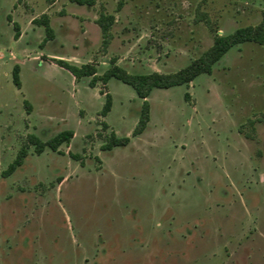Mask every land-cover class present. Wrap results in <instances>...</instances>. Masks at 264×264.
I'll list each match as a JSON object with an SVG mask.
<instances>
[{"label":"rangeland","instance_id":"rangeland-1","mask_svg":"<svg viewBox=\"0 0 264 264\" xmlns=\"http://www.w3.org/2000/svg\"><path fill=\"white\" fill-rule=\"evenodd\" d=\"M263 11L264 0H0V264H264V42L152 89L137 135L143 100L129 85L92 87L53 61L173 73ZM101 14L114 17L107 43ZM63 130L73 136L56 150L28 141ZM111 133L128 143L104 149Z\"/></svg>","mask_w":264,"mask_h":264},{"label":"trees","instance_id":"trees-1","mask_svg":"<svg viewBox=\"0 0 264 264\" xmlns=\"http://www.w3.org/2000/svg\"><path fill=\"white\" fill-rule=\"evenodd\" d=\"M71 3L77 5L91 6L95 3V0H69ZM35 23L42 25L45 32V40L53 37V29L50 26L47 15H43L41 18L34 20ZM114 22L113 15L101 14L96 24L99 26L104 42L107 43L109 37L110 26ZM15 29V37L19 34V27L16 23L13 24ZM244 42H255L262 44L264 42V11L262 12V19L257 25H247L238 27L232 32L224 35L215 34L212 45L203 51L196 61H191L184 67L173 73H136L130 74L124 68L113 64L109 69L105 70L101 75L96 74V68L91 64L76 65L62 59H53L54 63L68 71L75 79L90 76V86H95L97 81H101L106 84L110 78H115L127 85H129L136 95L141 98L142 104L140 109L139 118L137 124L133 130V135L140 134L146 127L149 119V103L147 97L154 88H169L177 85H188L198 75L203 72L210 73L212 66L234 45ZM12 81L16 87H20L19 79V66L14 65L12 69ZM184 97L188 98V93L184 94ZM112 103L111 95L106 93L105 102L101 109V114L106 115L110 110ZM73 136L71 130H63L50 137L46 141H41L34 135H30L28 141L34 145L35 151L41 153L45 147H49L51 150H56L62 143L68 142ZM129 138L127 136L118 137L114 133H111L108 142L104 145V149H111L114 146H124L128 143ZM26 156V150L20 149L14 160L8 165L7 169L3 172L4 175L10 174L23 162Z\"/></svg>","mask_w":264,"mask_h":264},{"label":"crops","instance_id":"crops-1","mask_svg":"<svg viewBox=\"0 0 264 264\" xmlns=\"http://www.w3.org/2000/svg\"><path fill=\"white\" fill-rule=\"evenodd\" d=\"M17 24V23H16ZM18 25V24H17ZM18 27H19V25H18ZM19 32V31H18ZM14 36H15V34H14ZM18 36H19V34H18ZM17 36V37H18ZM17 37H15V38H17ZM53 59H62V60H64L63 58H53ZM66 61H68V60H66ZM69 62V61H68ZM71 63V62H70ZM18 66H19V64H17ZM58 66V65H57ZM20 67V66H19ZM59 67V66H58ZM60 69H62L61 67H59ZM63 70H65V69H63ZM68 72V71H67ZM69 73V72H68ZM70 74V73H69ZM71 75V74H70ZM72 76V75H71ZM19 78H20V74H19ZM72 78L74 79V80H79V79H75L73 76H72ZM111 79V78H110ZM13 82V81H12ZM14 84V83H13Z\"/></svg>","mask_w":264,"mask_h":264}]
</instances>
